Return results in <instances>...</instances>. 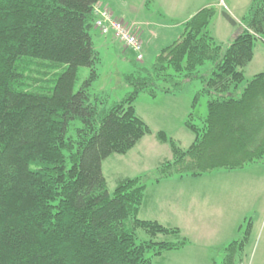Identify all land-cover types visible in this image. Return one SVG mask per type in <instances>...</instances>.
<instances>
[{
    "label": "trees",
    "instance_id": "1",
    "mask_svg": "<svg viewBox=\"0 0 264 264\" xmlns=\"http://www.w3.org/2000/svg\"><path fill=\"white\" fill-rule=\"evenodd\" d=\"M102 3L0 0V264H152L151 257L187 245L177 228L138 218L142 177L118 180L111 195L107 190L102 162L151 133L134 107L140 95L201 83L184 122L191 145L183 150L156 134L171 159L151 173L154 182L264 165V73L239 89L255 41L264 42V0H251L239 22L221 12L236 29L226 48L208 30L216 9H200L149 68L124 75L131 90L110 105L92 93L100 61L91 38L93 6ZM205 62L210 74L199 75ZM80 68L89 75L75 91ZM201 96L207 97L203 118L194 114ZM74 121L79 127L69 138ZM137 230L148 239L139 240ZM249 234L250 223L213 264H240Z\"/></svg>",
    "mask_w": 264,
    "mask_h": 264
},
{
    "label": "rangeland",
    "instance_id": "2",
    "mask_svg": "<svg viewBox=\"0 0 264 264\" xmlns=\"http://www.w3.org/2000/svg\"><path fill=\"white\" fill-rule=\"evenodd\" d=\"M104 3L112 17L119 19L123 25L133 22L144 30L142 24L148 23L152 25L150 29L159 34L158 39L149 44V51L143 47V60L137 62V53L131 47L118 40L109 39L105 43L100 32L93 27L92 44L100 61L96 66L98 78L92 84V93L102 96L110 105L120 101L131 90L124 75L137 76V70L150 67L157 50L166 45L165 39L169 37L164 35L166 28L179 26L185 19L182 17H187L188 13L211 7L216 9V14L209 25V33L222 48H226L232 41L234 29L221 12L226 11L239 22L251 0H169L167 3L160 0H105ZM174 3L177 4L171 9ZM176 37L178 34H175ZM211 68V63L205 62L198 74L209 75ZM259 73H264V42L260 39L254 43L252 61L243 69L244 79L239 89ZM88 75L87 68L79 69L75 91ZM31 76L38 77L35 72ZM199 81V78L189 81L178 93H160L154 98L140 95L136 99V113L151 133L125 155H112L102 162L108 193L112 194L117 181L122 178L142 177L146 200L138 218L154 220L164 226H176L180 238L186 239L187 248L182 252H188L187 256L179 257L172 251L161 257H151L152 264H176L178 261L189 264L186 260L190 255L195 258V254L200 255L207 248L222 249L240 238L248 223L250 234L240 264H264V165L253 164L235 170L218 169L198 176H173L159 182L150 178L161 163L171 159L168 146L156 138L158 132H164L183 150L191 145L193 134L184 122L191 111L193 92L201 87ZM206 101L205 96L198 99L194 111L196 116H206ZM77 127L78 121L70 123L69 138L74 137ZM136 233L139 240L148 239L144 231L137 230ZM172 239L176 241V238H168ZM160 240H163L162 237L158 238ZM218 254L214 250L211 257L219 261L221 257ZM194 261H190L191 264H198Z\"/></svg>",
    "mask_w": 264,
    "mask_h": 264
},
{
    "label": "crops",
    "instance_id": "3",
    "mask_svg": "<svg viewBox=\"0 0 264 264\" xmlns=\"http://www.w3.org/2000/svg\"><path fill=\"white\" fill-rule=\"evenodd\" d=\"M104 1L105 0H103V3L101 4V6L102 7H105V8H107V6H106V4L104 3ZM160 1H163L164 3H167L169 0H160ZM177 3H174L173 5H172V7H171V9H174V7H175V5H176ZM204 8V7H203ZM108 9V8H107ZM199 10H197V11H195L194 13H190V15H189V13L187 14V15H185V16H187V17H182V18H185V19H182L183 21H182V23L179 25V26H174V27H169V28H166L165 30H164V35L166 36V37H168L167 39H165V44H167V43H169V42H171V41H173L174 39H175V34H178V36H179V34L181 33V31H182V25L188 20V19H190L195 13H197ZM229 14V13H228ZM230 15V14H229ZM231 16V15H230ZM232 17V16H231ZM233 18V17H232ZM234 19V18H233ZM235 20V19H234ZM236 22H238L237 20H235ZM130 23H133V22H130ZM130 23H128V24H130ZM142 25H144V30H141L139 27H138V30H137V35H138V37L142 40V42H143V47L146 49V50H148L149 51V44L151 43V41L153 40V39H158V37H159V34L158 33H156V31L155 30H151L150 28H152V25L151 24H148V23H144V24H142ZM233 29H234V32L232 33L233 35L231 36L232 38H233V36H234V33H235V28L234 27H232ZM99 33V32H98ZM100 35V37H102V38H104L105 39V43H108L109 42V39L111 40V41H115L116 39L112 36V35H101V34H99ZM117 41V40H116ZM142 60H143V58H142ZM145 200H146V196H145ZM144 200V201H145ZM144 203V202H143ZM143 205V204H142ZM142 207V206H141ZM141 209V208H140ZM141 219V218H140ZM144 220V219H143ZM145 220H148V219H145ZM152 221H154V220H152ZM165 226L167 227H172V228H176V226H171V225H166L165 224ZM187 248V246H185L184 248H181V249H179V250H175L174 251V253H176L175 255H178L179 257L181 256H183V255H185L186 254V256L189 254L188 252H186V253H184V252H182L184 249H186ZM212 248H214V247H212ZM211 249V248H210ZM210 249H205V251L203 252H201V254L199 255H196L195 254V258L194 257H192L191 255L188 257V259L187 260H189V261H187L186 260V262H188L189 264H191V262L190 261H194L195 263H198V264H213V262L215 261L212 257H211V254H212V252L215 250V251H217L218 252V250H220V248L218 247V248H214V249H211V252L208 254V252L210 251ZM218 249V250H217ZM180 252V253H179ZM166 253H172V251H170V252H166ZM184 253V254H183ZM164 254H162L161 256H163ZM161 256H159V257H161ZM199 260V261H198ZM203 260V261H202ZM182 263V261H178L176 264H181Z\"/></svg>",
    "mask_w": 264,
    "mask_h": 264
},
{
    "label": "built area",
    "instance_id": "4",
    "mask_svg": "<svg viewBox=\"0 0 264 264\" xmlns=\"http://www.w3.org/2000/svg\"><path fill=\"white\" fill-rule=\"evenodd\" d=\"M96 18L94 27L101 35H112L116 40L127 47H131L137 53V60L142 59L143 42L137 35L138 25L130 23L123 25L119 19H114L105 7L93 6Z\"/></svg>",
    "mask_w": 264,
    "mask_h": 264
}]
</instances>
